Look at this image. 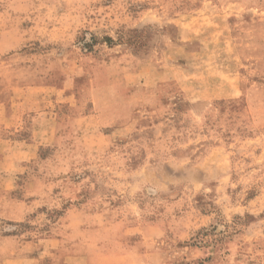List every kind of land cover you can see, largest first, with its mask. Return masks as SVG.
<instances>
[{"label":"rangeland","instance_id":"rangeland-1","mask_svg":"<svg viewBox=\"0 0 264 264\" xmlns=\"http://www.w3.org/2000/svg\"><path fill=\"white\" fill-rule=\"evenodd\" d=\"M0 264H264V0H0Z\"/></svg>","mask_w":264,"mask_h":264}]
</instances>
